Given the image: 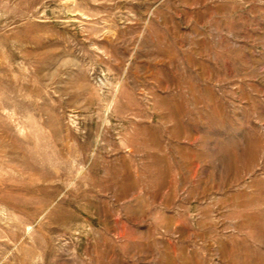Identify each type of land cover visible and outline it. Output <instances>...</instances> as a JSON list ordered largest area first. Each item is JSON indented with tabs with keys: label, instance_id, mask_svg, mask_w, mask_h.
<instances>
[{
	"label": "rangeland",
	"instance_id": "374dc122",
	"mask_svg": "<svg viewBox=\"0 0 264 264\" xmlns=\"http://www.w3.org/2000/svg\"><path fill=\"white\" fill-rule=\"evenodd\" d=\"M0 264H264V0H0Z\"/></svg>",
	"mask_w": 264,
	"mask_h": 264
}]
</instances>
